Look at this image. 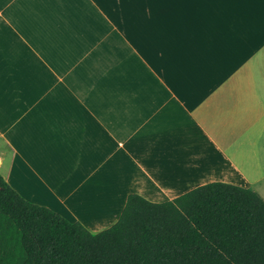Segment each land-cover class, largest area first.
I'll return each instance as SVG.
<instances>
[{
    "label": "crops",
    "instance_id": "crops-1",
    "mask_svg": "<svg viewBox=\"0 0 264 264\" xmlns=\"http://www.w3.org/2000/svg\"><path fill=\"white\" fill-rule=\"evenodd\" d=\"M0 173L93 232L132 192L264 198V0H0Z\"/></svg>",
    "mask_w": 264,
    "mask_h": 264
},
{
    "label": "trees",
    "instance_id": "trees-1",
    "mask_svg": "<svg viewBox=\"0 0 264 264\" xmlns=\"http://www.w3.org/2000/svg\"><path fill=\"white\" fill-rule=\"evenodd\" d=\"M0 264H264V198L225 181L159 202L132 192L117 221L93 232L0 173Z\"/></svg>",
    "mask_w": 264,
    "mask_h": 264
}]
</instances>
